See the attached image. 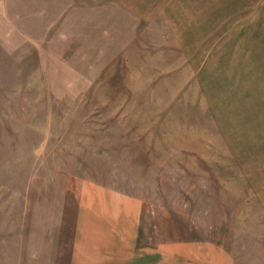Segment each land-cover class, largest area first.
<instances>
[{
	"label": "rangeland",
	"instance_id": "obj_1",
	"mask_svg": "<svg viewBox=\"0 0 264 264\" xmlns=\"http://www.w3.org/2000/svg\"><path fill=\"white\" fill-rule=\"evenodd\" d=\"M0 264H264V0H0Z\"/></svg>",
	"mask_w": 264,
	"mask_h": 264
}]
</instances>
